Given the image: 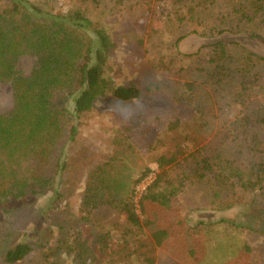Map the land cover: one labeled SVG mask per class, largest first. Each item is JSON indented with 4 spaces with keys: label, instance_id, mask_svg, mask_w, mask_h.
Masks as SVG:
<instances>
[{
    "label": "rangeland",
    "instance_id": "rangeland-1",
    "mask_svg": "<svg viewBox=\"0 0 264 264\" xmlns=\"http://www.w3.org/2000/svg\"><path fill=\"white\" fill-rule=\"evenodd\" d=\"M114 1L103 0V7L109 9ZM232 1L218 0L212 15L201 9V19L184 22L173 21L178 6L165 2L153 3L148 9L119 2L116 6L122 8L121 12H106L103 20L118 48L107 72L116 84L136 83L141 97L119 104L107 95L77 118L78 130L65 148V167L57 177L56 190L16 203L5 215L0 258L9 245L25 241L34 246L28 264H39L47 247H59L63 263L80 264L65 253V242L80 238L90 246L85 253L107 260L104 264L111 262L114 253H108L113 248L117 251L126 243L124 240L134 249L136 264H181L174 255L180 252L185 260L183 256L190 252L176 250L178 232L174 229L180 228V223L171 220L167 211L174 208V214L179 211L185 218L199 245V253H190L193 262L189 264L226 263L244 246L247 248L241 257H234L235 264H264L263 203L214 211L199 184L184 187L167 204L153 196L145 204L144 219H155L169 229L168 237L158 245L145 225L144 235L127 232L119 213L122 200L132 196L136 202L137 186L155 175L160 155L181 159L204 146L207 156L226 158L248 172L264 174V61L242 75L234 56L221 60L217 67V54L211 48L194 54L203 45L226 40L264 56V25L254 17L244 23L237 16L225 22L228 31L208 34L218 15L231 13ZM70 4L69 0H56L60 13ZM228 49L232 54L233 46ZM22 62L30 64L28 60ZM186 83L192 88L188 89ZM8 98V92L0 87V104L8 103ZM71 105L69 101L67 106ZM101 165L106 166L101 179L110 186L103 184L107 187L104 199L112 205L91 208L89 215L80 210L85 187L91 173ZM145 168L150 171L134 184ZM56 192L59 210L50 221H44L39 212L49 207L47 199ZM42 232L45 240L40 242Z\"/></svg>",
    "mask_w": 264,
    "mask_h": 264
},
{
    "label": "trees",
    "instance_id": "trees-1",
    "mask_svg": "<svg viewBox=\"0 0 264 264\" xmlns=\"http://www.w3.org/2000/svg\"><path fill=\"white\" fill-rule=\"evenodd\" d=\"M69 1L70 6L60 13L56 0H0V87L9 96L8 103L0 104V245L5 240L2 228L5 215L16 203L56 190L57 177L65 167V148L78 130L77 118L88 112L96 100L107 95L119 104L141 97V89L136 83L116 84L107 72L108 63L118 48L104 23L106 12H121L122 8L116 6L119 2L128 1L137 9H148L153 3L165 2L178 6L173 21L184 22L201 19V9L212 15L219 5L218 0H115L109 9H105L103 0ZM231 5L230 14L218 15L209 26V35L228 31L225 22L237 16L244 23L254 17L264 25V0H235ZM235 27L242 31L238 24ZM229 45L234 48L232 54ZM206 47L216 52L217 67L221 60L238 58L242 75L264 61V56L249 51L238 42L226 40L203 45L194 54L198 55ZM23 60L30 64L23 65ZM186 86L192 88L190 83ZM69 101L72 108L67 106ZM156 164L155 175L136 202L132 196L122 200L119 213L127 232L144 235L145 225L157 245L168 237L169 229L162 228L155 219H144L145 204L153 196L167 204L174 201L184 187L199 184L214 211L233 205L264 204V174L248 172L226 158L207 156L204 146L181 159L160 155ZM105 167L98 166L86 184L80 210L89 215L91 208L104 203L112 205L103 195L107 187L110 188L105 178L101 179ZM149 171L145 168L134 184ZM58 196L56 192L47 199L49 207L39 212L42 220L50 221L59 210ZM167 211L171 220L180 223V228L174 229L178 232L175 234L179 246L176 250L184 249L192 256L199 253V245L185 218L179 211L174 214V208H167ZM43 234L38 241L45 240ZM124 241L126 243L118 246L117 251L113 248L108 253H114L109 264H136L134 249ZM65 247L67 258H77L80 264L107 262L96 259L91 253L86 254L90 246L80 238L65 242ZM245 248L241 247L234 257H241ZM162 249L167 251V248ZM33 251L32 244L15 242L2 252L0 264H28ZM59 251V247H47L39 264H65L60 260ZM190 253L183 256L185 260L180 258V252L174 257L181 264H189L193 262ZM234 257L222 264H235Z\"/></svg>",
    "mask_w": 264,
    "mask_h": 264
},
{
    "label": "built area",
    "instance_id": "built-area-1",
    "mask_svg": "<svg viewBox=\"0 0 264 264\" xmlns=\"http://www.w3.org/2000/svg\"><path fill=\"white\" fill-rule=\"evenodd\" d=\"M152 176L149 177V180H148V177L145 178L136 188L138 194H140L144 189L145 187L150 183V181L152 180Z\"/></svg>",
    "mask_w": 264,
    "mask_h": 264
}]
</instances>
